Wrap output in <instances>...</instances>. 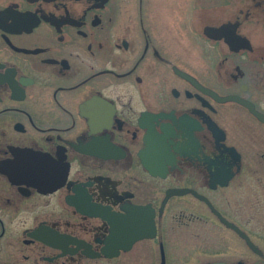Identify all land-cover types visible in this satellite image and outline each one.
<instances>
[{"label": "flooded vegetation", "instance_id": "1", "mask_svg": "<svg viewBox=\"0 0 264 264\" xmlns=\"http://www.w3.org/2000/svg\"><path fill=\"white\" fill-rule=\"evenodd\" d=\"M99 262L264 264V0H0V264Z\"/></svg>", "mask_w": 264, "mask_h": 264}, {"label": "rangeland", "instance_id": "2", "mask_svg": "<svg viewBox=\"0 0 264 264\" xmlns=\"http://www.w3.org/2000/svg\"><path fill=\"white\" fill-rule=\"evenodd\" d=\"M201 243H202V239H201V235H200V239H192L191 241H189L188 242V244H190V245H194V244H197V245H201ZM181 255H180V263L181 262H184V263H186V260H184V259H181ZM99 264H104L103 262H99Z\"/></svg>", "mask_w": 264, "mask_h": 264}]
</instances>
